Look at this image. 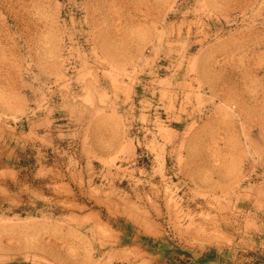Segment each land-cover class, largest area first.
Here are the masks:
<instances>
[{"label":"rangeland","instance_id":"374dc122","mask_svg":"<svg viewBox=\"0 0 264 264\" xmlns=\"http://www.w3.org/2000/svg\"><path fill=\"white\" fill-rule=\"evenodd\" d=\"M0 264H264V0H0Z\"/></svg>","mask_w":264,"mask_h":264},{"label":"bare ground","instance_id":"6f19581e","mask_svg":"<svg viewBox=\"0 0 264 264\" xmlns=\"http://www.w3.org/2000/svg\"><path fill=\"white\" fill-rule=\"evenodd\" d=\"M105 237H107V236H105Z\"/></svg>","mask_w":264,"mask_h":264}]
</instances>
